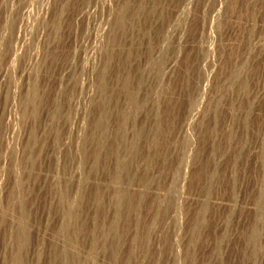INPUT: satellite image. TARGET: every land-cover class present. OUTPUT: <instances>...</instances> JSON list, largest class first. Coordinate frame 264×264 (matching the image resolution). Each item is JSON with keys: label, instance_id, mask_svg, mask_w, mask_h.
<instances>
[{"label": "rangeland", "instance_id": "1", "mask_svg": "<svg viewBox=\"0 0 264 264\" xmlns=\"http://www.w3.org/2000/svg\"><path fill=\"white\" fill-rule=\"evenodd\" d=\"M0 264H264V0H0Z\"/></svg>", "mask_w": 264, "mask_h": 264}]
</instances>
